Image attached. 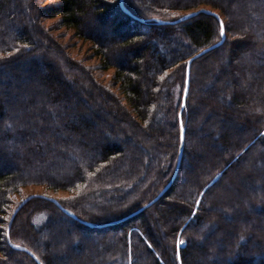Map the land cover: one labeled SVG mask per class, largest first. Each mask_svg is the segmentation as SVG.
<instances>
[{
    "label": "trees",
    "instance_id": "16d2710c",
    "mask_svg": "<svg viewBox=\"0 0 264 264\" xmlns=\"http://www.w3.org/2000/svg\"><path fill=\"white\" fill-rule=\"evenodd\" d=\"M118 1L14 0L11 6V0H0V76L9 77H0V264H37L12 248L7 236L42 264H200L193 261L197 255L211 257L206 264H264V181L250 172L264 161V0H124L145 21L126 14ZM202 4L223 21L225 39L191 62L175 179L142 211L112 224L85 225L79 219L93 224L121 219L171 177L186 61L220 38V24L203 12L174 24L154 19H176L182 9ZM105 17H113L117 28L108 29ZM54 18L51 29L64 28L90 43L97 65L66 51L58 39L65 33L54 34L43 23ZM115 38L123 47L113 51ZM223 51L228 69L219 66ZM208 65L217 66L213 78L205 76ZM109 69L127 105L96 78L94 71ZM218 92L220 109H212L210 99ZM204 107L226 115L227 122L234 111L239 127L221 130L228 125L222 123L206 130L215 120L196 121ZM199 133L206 143L218 140L217 149L211 145L197 154L191 141ZM130 141L132 152L125 156ZM228 177L260 185L239 192L244 201L237 212L217 201L228 194L221 186L225 179L232 183ZM27 185L69 191V198L56 199L75 217L35 196L6 232ZM247 210L257 219L252 222ZM56 227L61 245L76 251L65 253V261L51 251Z\"/></svg>",
    "mask_w": 264,
    "mask_h": 264
},
{
    "label": "rangeland",
    "instance_id": "374dc122",
    "mask_svg": "<svg viewBox=\"0 0 264 264\" xmlns=\"http://www.w3.org/2000/svg\"><path fill=\"white\" fill-rule=\"evenodd\" d=\"M13 1L14 0H11V6H12V3H13ZM48 1H52V0H48ZM54 1V0H53ZM10 5H9V7H11ZM201 7H205V8H208V6L207 5H205V4H202V5H200V6H197V7H191V8H186V9H182L181 10V13H186V12H188V11H191V10H196V9H198V8H201ZM209 9V8H208ZM92 17H90V16H87V18H86V20H88L89 21V19H91ZM98 18L101 20V18H102V16H101V18L100 17H97L96 19L95 18H93V19H95V22L94 23H96V20H98ZM113 17H111V18H106L105 17V19H104V21H103V23H104V25H106L107 27H108V29L109 28H117V26L115 25L114 26V20L112 19ZM113 20V21H112ZM30 21H31V19H30ZM56 22V18H54V19H44L43 20V23L46 25V26H48V28H49V31H51L52 33H54V34H60V33H65V34H63L62 36H60L58 39H59V41H62L63 43H65L66 44V51H68L69 53H71L73 56H75V57H77V58H79V59H81V60H83L84 61V63H86V64H89V65H97L98 63H99V61L97 60V59H95V58H92L91 57V52H90V43L89 42H84V41H82V40H80V39H78V38H74L73 37V35L70 33V32H66V30L64 29V28H62V29H58V30H55V29H51V26L54 24ZM123 25H125V21H123L120 25H118V28H120L121 26H123ZM122 28V27H121ZM113 35V34H112ZM114 41V44H113V51H115V48L114 47H118V49L120 48V47H123L122 46V41H120V40H117L116 38H115V40H113ZM223 54V56H221L222 57V61H220L219 62V66H221V67H225V68H229L228 67V64H227V62H226V59H227V55H226V53H225V51H223L222 52ZM217 66H215V65H212V67H210V65H208V66H206V68H205V76H207V78H213V75L215 76V75H217L216 74V68ZM95 72V76H96V78L99 80V81H101L103 84H105L107 87L109 86V88L115 93V94H117V96H118V98L121 100V102L123 103V104H126L127 105V101L124 99V96L121 94V92L118 90V87L117 86H115L114 84H112V79H111V76H112V72H113V69H109V70H106V71H103V72H98V71H94ZM101 74H103V76H101ZM235 75L236 76H239L240 74L237 72V73H235ZM1 77V79H7V78H9V77H7V76H5V75H1L0 76ZM228 78V77H227ZM207 79H205L204 77H203V79H202V81L200 82L201 83V85H202V83H204L205 81H206ZM11 81L12 82H14L15 80H13V79H11ZM11 81H10V83H11ZM227 84V87H230V84H229V81L226 83ZM206 85H208V84H206ZM0 87H2L1 85H0ZM74 89L75 87H72L71 86V89ZM210 89H212V88H210ZM199 91L202 93V95H206L205 94V92H203V90H202V88L201 87H199ZM207 93V92H206ZM219 92L217 93V95L215 96V98L213 99V98H211L210 99V108H212L213 109V106L214 107H216V108H219V105H218V100H219ZM7 106H9L10 107V105H8V104H6ZM220 109V108H219ZM90 110L93 112L94 111V109H91L90 108ZM229 111H232V110H229ZM223 113V112H222ZM235 115V116H234ZM206 117H208V118H212L213 117V119L215 120L214 121V123H211L209 126H207V129L206 130H208V131H211V130H214V128H215V126L216 125H220V124H228V125H225V126H223L222 128H221V130H223V129H225V128H227V130H231V129H237L238 127H239V125H236L235 126V121H237L238 120V118H237V116H236V114H235V112L234 111H232L231 112V115L229 114V117H231L230 118V120H231V122H227V120H225V117H226V115H223V116H221V115H215L213 112H212V110L211 109H209V108H206V107H204V108H201V113L199 112V116H198V118H196V121L197 122H201V121H203ZM238 126V127H237ZM123 138V137H122ZM119 141V140H118ZM205 141V139L203 138L202 139V135L199 133V134H197V139L196 140H192L191 141V144L193 145L194 143H195V147H196V150H197V154L199 153V154H203L204 152L202 151V149L204 150L205 148L206 149H209V147L208 146H211V145H213V149H217V147H216V145H217V143H218V140H216V141H214V143L213 144H211V143H206V141ZM216 143V144H215ZM201 144H202V146H201ZM132 146H133V143H132V141H130V143L126 146V152H128V153H125V156H127L128 154H131V150H132ZM9 149V148H8ZM11 149V151L13 152L14 150L12 149V148H10ZM16 149V148H15ZM141 150V149H140ZM142 151H144L143 149H142ZM209 155V154H208ZM207 155V156H208ZM243 165H244V163H242ZM263 164H264V161L263 162H261L260 164H256V166H251L250 168V172L252 173V174H254V175H256L257 174V176L258 175H261L262 177H263V181H264V167H263ZM242 167V166H241ZM192 169V168H191ZM227 179H229V177L227 178ZM232 183H228L229 181L228 180H224L223 181V183L221 184V186H224L225 188L224 189H226L225 191H227L228 192V194H224V192H223V194H221L220 196H219V199L217 200L218 202H219V204H230L231 206H233L234 208L236 207V212L238 211L237 210V208H238V206L240 205L239 204V202H241L242 203V201H244V198H243V196H241L240 195V193L242 192V191H251V190H256L257 188H260L259 186V184H255V182H253V180H250V179H241L239 182H236L234 179L232 180L231 178L229 179ZM264 184V183H263ZM220 186V187H221ZM261 186H262V184H261ZM178 188V187H177ZM219 190H220V188H219ZM240 192V193H239ZM31 193H35V194H45V195H48V196H52V197H55V198H60V199H62V198H69L70 197V195H71V193L69 192V191H67V190H63V189H59V190H52V189H49V188H46L45 186H42V185H27V186H25L24 188H23V193L20 195V196H18L19 197V199L21 200V196H24V195H27V194H31ZM18 199V200H19ZM15 208V207H14ZM223 208H219L218 210H219V212H223V210H222ZM229 212V211H228ZM247 213H249L250 215H251V219H252V222L254 221V219L256 220L257 219V216H256V213H253L252 211L250 212V210H247L246 211ZM227 213V212H226ZM234 217V216H233ZM223 218V217H222ZM224 219V218H223ZM232 216H231V218L230 219H227L226 220V222H228V223H231L232 222ZM250 225H253V223L252 224H250ZM70 227V226H69ZM71 228V227H70ZM61 228H58V227H56V228H53V230L51 231L54 235H56V237H55V243H54V245H52V247H51V251L53 252V254H57V255H59L60 256V258L63 260V261H65V258H63V255L65 254V253H71L72 251L73 252H76L75 250H69L68 249V247H65V245L64 246H62L61 244H62V241L59 239V236H58V234H60V232H61V230H60ZM45 231L44 232H42V233H40V235H39V237H40V241H42L43 239H44V237H45ZM87 234H90V232L89 231H87L86 232ZM221 245L223 244L222 243V241H221V243H220ZM211 245V244H210ZM218 245V244H217ZM211 250H213V248H212V246H211V248H210ZM218 249V248H217ZM193 261L194 262H197V263H200V264H206V263H209V262H212V260H211V257H209L208 255H204V256H201V255H197L196 257H194L193 258Z\"/></svg>",
    "mask_w": 264,
    "mask_h": 264
},
{
    "label": "water",
    "instance_id": "95a60500",
    "mask_svg": "<svg viewBox=\"0 0 264 264\" xmlns=\"http://www.w3.org/2000/svg\"><path fill=\"white\" fill-rule=\"evenodd\" d=\"M118 4H119V7L121 8V10L124 11L126 14L130 15L131 17H133L135 19H138L140 21H145L146 20V18L138 17L135 14H133L124 5V0H119ZM200 12L208 13V14H212V15L216 16L218 21H219V24H220V21H222L219 18L217 12L212 11L211 9H208V8H205V7H201V8H198L196 10L188 11V12L184 13L182 16H180V17H178L176 19L169 20V19L155 18L154 20L157 23H160V24H174V23L180 22V21H182L184 19H187V18H190L192 16H195L196 14H198ZM224 39H225V34H224L223 37L220 36V38L217 41H215L214 43L204 47L200 51H198V52L194 53L193 55H191L186 61L184 87H183V92H182V97H181V105H180V109H179V138H180V143H179V149H178V155H177V159H176V164H175L173 173H172L171 177L169 178V180L167 181V183L162 187V189L152 199L147 201L145 204H143L142 206H140L136 210H134V211L130 212L129 214H127L126 216L122 217L121 219H117V220H114V221H109V222H106L104 224H93L92 222L79 219L82 223H84L85 225H88V226H94V225L95 226H100V225L112 224V223H115V222H117L119 220L125 219L126 217H129V216H131L133 214H136V213L142 211L143 209L147 208L148 206H150L153 202H155L158 198H160L162 196V194L170 187V185L172 184L173 180L175 179V177L177 175V172H178L179 166H180V162H181V158H182L185 130H184V127H183V124H182L181 112H182V110H183V108L185 106L186 96H187L188 89H189V84H190V65H191V62H192L193 59L197 58L198 56H200V55L206 53L207 51L219 46L220 44H222ZM217 175H219V174H217ZM213 180H211L210 182H212ZM35 196H39V197H43L45 199H48L49 201L53 202L64 213L75 217V215L69 209L63 207L58 202V200L55 197L48 196V195H45V194L31 193V194H28L25 197H23L19 201V203L16 205V207L14 208V210H13L11 216H10L6 232H8V228H9V226L11 224V221H12L14 215L17 213V211L24 205L25 202H27L30 198L35 197ZM7 241H8V244L12 248L19 249V250L27 252L29 255H31V257L36 261L37 264H42V262L39 260V258L30 249H28L26 246L11 242L10 239L8 238V236H7Z\"/></svg>",
    "mask_w": 264,
    "mask_h": 264
},
{
    "label": "snow or ice",
    "instance_id": "6c2138e0",
    "mask_svg": "<svg viewBox=\"0 0 264 264\" xmlns=\"http://www.w3.org/2000/svg\"><path fill=\"white\" fill-rule=\"evenodd\" d=\"M220 36L221 37H223L224 36V34H225V30H224V24H223V21H220ZM180 244H183L184 243V241L183 240H181L180 242H179Z\"/></svg>",
    "mask_w": 264,
    "mask_h": 264
}]
</instances>
